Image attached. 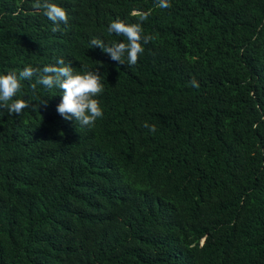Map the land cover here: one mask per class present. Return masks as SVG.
Returning <instances> with one entry per match:
<instances>
[{
	"label": "trees",
	"instance_id": "obj_1",
	"mask_svg": "<svg viewBox=\"0 0 264 264\" xmlns=\"http://www.w3.org/2000/svg\"><path fill=\"white\" fill-rule=\"evenodd\" d=\"M43 2L0 0V73L97 71L102 116L37 72L0 108V264H264V0H50L55 31ZM116 18L150 37L133 65L89 44Z\"/></svg>",
	"mask_w": 264,
	"mask_h": 264
},
{
	"label": "clouds",
	"instance_id": "obj_2",
	"mask_svg": "<svg viewBox=\"0 0 264 264\" xmlns=\"http://www.w3.org/2000/svg\"><path fill=\"white\" fill-rule=\"evenodd\" d=\"M156 5L162 9L166 8L169 6V0H156ZM41 7L43 14L53 22V31L58 26L57 22L66 21L65 10L50 0H44ZM147 16V12L141 13L139 19L143 21ZM106 31L123 36L127 42L113 41L108 44L93 36L89 44L99 46L103 52L109 54L111 60L121 64L125 61L128 65L135 64L138 54L143 53L141 42L146 43L150 39L147 35H141L140 23H127L119 18L111 20L106 26ZM34 72L38 73L36 83L45 88L57 87L61 90V99L56 105V111L64 120L77 121L81 126H91L102 116V108L96 98L103 90L98 72L87 69L73 71V67L62 59H57L53 66L45 65L40 69L25 66L18 73H0V108H6L9 114H19L21 109L27 106L23 99L15 96L20 88V81L31 78ZM192 85L197 86L195 81H192ZM143 126L148 128L149 132L155 131L154 125L145 123Z\"/></svg>",
	"mask_w": 264,
	"mask_h": 264
}]
</instances>
